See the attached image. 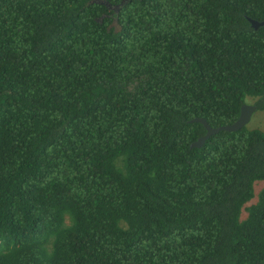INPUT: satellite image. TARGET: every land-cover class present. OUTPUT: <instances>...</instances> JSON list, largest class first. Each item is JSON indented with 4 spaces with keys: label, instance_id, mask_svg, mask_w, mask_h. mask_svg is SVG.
<instances>
[{
    "label": "trees",
    "instance_id": "16d2710c",
    "mask_svg": "<svg viewBox=\"0 0 264 264\" xmlns=\"http://www.w3.org/2000/svg\"><path fill=\"white\" fill-rule=\"evenodd\" d=\"M122 1L0 0V264H264V128L191 148L264 111V0Z\"/></svg>",
    "mask_w": 264,
    "mask_h": 264
},
{
    "label": "water",
    "instance_id": "95a60500",
    "mask_svg": "<svg viewBox=\"0 0 264 264\" xmlns=\"http://www.w3.org/2000/svg\"><path fill=\"white\" fill-rule=\"evenodd\" d=\"M124 1L125 0H123L121 4H123ZM95 2L100 3V4H105L108 8H112L108 3L104 1H95ZM115 9H118V7H115ZM248 20L254 29H258L259 27L264 26V20L261 22H258L253 19H248ZM256 110H257V107L255 105L244 104L241 107V111H240V115L238 119L234 123L230 125L219 126L216 128L210 127L204 119H201V118L193 119L192 122L201 123L205 127L206 134L200 137L196 142L192 143L191 148L201 147L210 136L215 135L218 132H221V131L236 132L244 127H247L251 120L252 115L254 114Z\"/></svg>",
    "mask_w": 264,
    "mask_h": 264
},
{
    "label": "rangeland",
    "instance_id": "374dc122",
    "mask_svg": "<svg viewBox=\"0 0 264 264\" xmlns=\"http://www.w3.org/2000/svg\"><path fill=\"white\" fill-rule=\"evenodd\" d=\"M248 104L253 105L252 101H248ZM249 128H264V111H255L248 124ZM264 187V182H257L255 184V195L257 196L261 189ZM257 197L253 202H255Z\"/></svg>",
    "mask_w": 264,
    "mask_h": 264
}]
</instances>
